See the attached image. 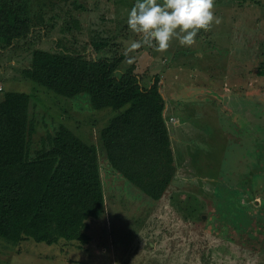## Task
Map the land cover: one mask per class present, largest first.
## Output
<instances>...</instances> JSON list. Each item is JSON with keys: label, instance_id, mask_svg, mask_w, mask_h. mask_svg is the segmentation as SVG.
<instances>
[{"label": "rangeland", "instance_id": "374dc122", "mask_svg": "<svg viewBox=\"0 0 264 264\" xmlns=\"http://www.w3.org/2000/svg\"><path fill=\"white\" fill-rule=\"evenodd\" d=\"M134 3L35 0L29 37L0 46V100L8 92L30 98L29 156L66 127L95 147L104 196V214L88 221L87 245L0 239V264H264V242L240 237L218 211L224 200L264 212V172L254 169L264 166V155L257 157L264 143V0H215L219 22L201 29L193 45L174 38L165 51L129 28ZM98 43L106 46L97 50ZM35 50L122 56L116 75L133 68L144 86L160 76L176 166L160 200L127 183L103 154L100 133L125 108L93 110L86 96L67 99L27 80Z\"/></svg>", "mask_w": 264, "mask_h": 264}, {"label": "trees", "instance_id": "16d2710c", "mask_svg": "<svg viewBox=\"0 0 264 264\" xmlns=\"http://www.w3.org/2000/svg\"><path fill=\"white\" fill-rule=\"evenodd\" d=\"M34 1L0 0V46L11 47L29 37L37 18ZM104 46L98 43L96 49ZM123 59H88L78 54L35 50L23 74L60 97L86 96L93 110L111 108L119 112L125 108L100 133L103 154L121 178L158 201L176 172L163 118L161 78L154 76L149 86H144L133 68L117 76ZM260 75L264 76V69ZM29 105L30 98L24 93L8 92L0 100V239L47 245L64 241L85 246L90 242L86 234L88 221L104 214L97 151L61 126L47 140V147L29 156L28 138L33 133ZM263 155L261 143L257 157L262 159ZM254 169L264 172V166ZM219 197L222 200L223 195ZM223 202L218 209L223 212L222 223L240 237L264 242L263 210L251 211L246 202L240 206ZM237 208L241 218L232 217ZM244 223H252L253 228L245 229Z\"/></svg>", "mask_w": 264, "mask_h": 264}, {"label": "clouds", "instance_id": "9594fccd", "mask_svg": "<svg viewBox=\"0 0 264 264\" xmlns=\"http://www.w3.org/2000/svg\"><path fill=\"white\" fill-rule=\"evenodd\" d=\"M214 3L215 0H135L127 24L131 30L143 33L146 42H154L159 51L167 50L174 38L182 46H191L201 29L219 22Z\"/></svg>", "mask_w": 264, "mask_h": 264}]
</instances>
